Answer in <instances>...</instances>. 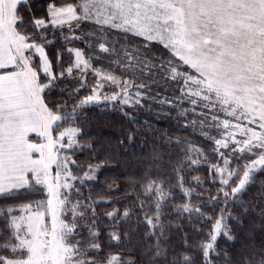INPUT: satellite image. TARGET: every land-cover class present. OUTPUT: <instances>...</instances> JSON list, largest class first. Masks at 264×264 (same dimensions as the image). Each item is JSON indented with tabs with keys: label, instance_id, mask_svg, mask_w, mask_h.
Segmentation results:
<instances>
[{
	"label": "snow or ice",
	"instance_id": "obj_1",
	"mask_svg": "<svg viewBox=\"0 0 264 264\" xmlns=\"http://www.w3.org/2000/svg\"><path fill=\"white\" fill-rule=\"evenodd\" d=\"M20 7L31 13V0H0V198L42 195L0 204V264H264V0H52L46 18L27 21ZM57 32L66 47L54 64L46 49ZM65 79L76 87L60 88L66 98L50 105L46 92ZM94 104L118 106L134 125L129 144L134 134L154 141L149 166L127 177L133 207L103 214L106 235L98 205L113 201L93 199L89 182L118 153L86 167L75 158L93 148L81 143L80 121ZM142 111L181 134L140 121ZM205 165L208 181L219 183L215 194L200 175L186 186L185 172ZM137 211L142 235L122 232ZM185 220L206 239L185 232L177 248L171 232ZM240 234L234 252L218 247ZM133 235L137 245L121 247Z\"/></svg>",
	"mask_w": 264,
	"mask_h": 264
},
{
	"label": "trees",
	"instance_id": "obj_2",
	"mask_svg": "<svg viewBox=\"0 0 264 264\" xmlns=\"http://www.w3.org/2000/svg\"><path fill=\"white\" fill-rule=\"evenodd\" d=\"M52 2V0H31V13L27 7H20L19 11L24 14L25 20L31 19L33 16L35 18H46L47 16V4ZM59 3L60 0H57ZM87 27V26H86ZM29 30L32 31L31 26L29 25ZM49 32L51 29L49 28ZM49 39H53L56 42L50 45L46 51L49 55V58L55 64L57 50L65 49V44L63 43L62 39L57 32L55 36L49 35ZM73 46L84 48L85 45L83 42L77 41L74 42ZM38 62V57H37ZM63 62L64 66L67 67L68 64L71 62L70 55L65 51L63 55ZM58 70V69H57ZM92 77L89 75V83L91 84ZM67 85L68 87H76L74 82H70L68 79H65L62 83H60L56 89L52 90L50 93L46 92V100L50 105H55L57 103L62 102L66 98V93L64 96L59 94V89ZM87 90L82 91L80 96L87 95ZM76 101L72 100L69 101V109L71 108L72 104ZM82 119L80 121V126L83 128L84 135L80 138L81 143L90 142L93 145L92 149H83L76 153V160L79 164L86 167L90 163H96L98 160L104 158L105 152L111 150L113 153H118V157H113V163L105 166L101 169L98 173V181L97 182H89L92 188V196L93 199H96L98 196H110L111 200L113 201L110 204H101L98 205V212L100 213L101 217L103 218L102 223V232L107 233V228L104 225H107L109 222L106 218L103 217V214L106 211H110L113 208H120L123 210L126 207H133L135 203V199L133 196H128L125 199V192L128 189L127 177L129 175H133L136 177H140L142 172L145 168H147L152 160V148H153V137L149 134L147 136L141 134H134V138L129 144L128 142V135L133 132L134 125L129 122L119 111L118 106L117 109H113L111 106L107 104H94L87 106L85 109L82 110ZM145 118L150 119L153 121V127H157L161 130L163 129H170L172 132L181 134L177 132L175 124L172 121L165 120V119H155L153 116H148L145 112H141L139 116V120L142 121ZM59 131V129H58ZM198 140L200 138H197ZM123 140L124 144L117 149V144L119 141ZM205 149L210 150L212 145L209 142H202ZM118 158L119 162H116ZM139 160L142 161L140 165H137L135 162ZM211 161L213 163L216 162V157L212 156ZM235 167V164H233ZM155 175V173H154ZM170 178L173 182H175V174L169 172ZM193 175H200L205 178V188L215 194L219 183L212 184L208 181V168L207 166H201L198 171H186L185 172V181L186 186L191 184V177ZM259 178H264V172L258 173ZM109 184L113 185L115 189L113 192H108ZM119 185L118 188L115 186ZM139 190V189H137ZM197 191H203V189H197ZM84 194L88 195L89 190L88 188L84 189ZM41 194H30L25 196L23 194L17 197H9L7 200L0 198V204H19L22 202H27L28 199H39ZM256 195V187H251L248 189V192L245 193V198L247 199L249 196ZM185 198L181 195L179 191L175 193V201L176 202H183ZM193 203H206V201H198L195 196L192 197ZM208 209H206L207 211ZM235 211H239V209H235ZM142 214L138 211L135 215H133L128 223L121 224V230L133 232V230H138L142 235L145 225L137 226L136 220L138 216ZM171 219H176L175 214L171 217ZM205 232L208 230L209 225L205 224L204 226ZM246 230V229H245ZM188 234V239L190 241L199 240V239H206V236L203 233L197 234L191 231V227L188 224V221H183V228H173L171 232V240L177 246V248H182V240L184 233ZM102 237V241H103ZM261 240V236L257 235V243ZM245 242V237L240 234L238 239L235 243H229L225 239L220 238L218 240V247L220 249H227L230 252H234L236 248L240 246L241 243ZM137 237L133 235L131 238L130 243H122L121 247L124 248H133L137 245ZM115 250V249H114ZM192 251V249H189ZM125 255H135L133 252H125ZM199 260V256L196 257ZM137 262L139 264V257H137Z\"/></svg>",
	"mask_w": 264,
	"mask_h": 264
}]
</instances>
